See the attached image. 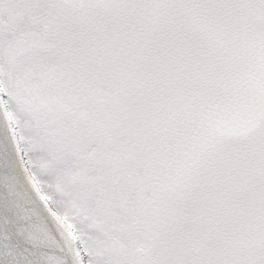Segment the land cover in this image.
Wrapping results in <instances>:
<instances>
[{"label":"snow or ice","instance_id":"snow-or-ice-1","mask_svg":"<svg viewBox=\"0 0 264 264\" xmlns=\"http://www.w3.org/2000/svg\"><path fill=\"white\" fill-rule=\"evenodd\" d=\"M0 264H264V0H0Z\"/></svg>","mask_w":264,"mask_h":264}]
</instances>
